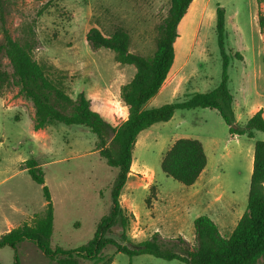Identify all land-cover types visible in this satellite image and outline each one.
I'll return each instance as SVG.
<instances>
[{
	"label": "rangeland",
	"instance_id": "1",
	"mask_svg": "<svg viewBox=\"0 0 264 264\" xmlns=\"http://www.w3.org/2000/svg\"><path fill=\"white\" fill-rule=\"evenodd\" d=\"M192 4L177 27L179 36L168 78L172 80L144 107L182 100L219 84L222 55L216 8L220 6L224 9V48L229 56L227 83L237 123L243 125L253 107H264V32L257 22L258 14L264 13V0H196ZM6 5L9 33L20 42L35 38L32 54L55 83L71 97L83 90L94 106L109 110L114 124L126 118L120 88L132 77L134 66L116 62L109 48H93L86 32L97 25L109 34L120 26L129 34V50L150 56L169 0H6ZM236 51L242 58L234 55ZM0 67L11 72L5 57L0 56ZM34 123L32 101L18 87L4 89L0 94V234L13 207L23 212L20 224L44 212L41 185L32 180L23 164L32 157L41 166L53 204L51 244L75 248L92 237L98 220L108 211L109 187L116 169L99 157L97 137L87 126L56 122L35 129ZM180 137L200 140L206 154L205 170L194 186L166 175L161 168L162 155ZM258 139H264V132L254 130L253 137L230 134L219 112L210 107L176 109L169 120L142 130L133 149L130 189L123 188L119 196L121 205L129 199L131 211L124 207L129 216L127 237L140 241L157 229L164 237L183 236L192 247L193 220L202 214L211 217L220 233L228 236L247 209L254 142ZM120 231L121 227L115 226L108 236L121 242ZM17 250L20 264H60V255L50 259L29 240L20 242ZM76 258L78 264H107L108 258L110 264H185L147 253L130 257L111 245L103 248L96 260ZM13 261L14 250L1 247L0 264Z\"/></svg>",
	"mask_w": 264,
	"mask_h": 264
},
{
	"label": "trees",
	"instance_id": "2",
	"mask_svg": "<svg viewBox=\"0 0 264 264\" xmlns=\"http://www.w3.org/2000/svg\"><path fill=\"white\" fill-rule=\"evenodd\" d=\"M191 1L169 0L167 13L157 26L155 50L150 56L130 51L129 34L120 26L109 34H105L97 25L88 28L86 39L93 48H109L114 52L116 62L133 65L135 69L132 77L120 88V98L127 108V116L119 124H114L109 110L94 106L83 90L71 97L48 76L43 65L32 54L36 47L33 36L24 38L22 42L11 36L5 26L8 12L6 0H0V56L7 58L11 66V72L0 67V94L11 86L18 87L19 92L32 101L35 129L56 122L87 126L97 137L95 149L99 157L109 167L116 169L109 187L110 207L98 220L92 237L75 248L65 249L51 244L53 204L41 166L32 157L25 159L23 164L30 177L41 185L45 208L43 214L35 215L31 222H22L0 234V248L9 246L14 250L12 264H20L17 246L23 240L32 241L50 259L60 255L57 258L60 264H78L76 256L96 260L108 245L130 257L147 253L164 259H178L185 264H264V139L254 142L247 209L228 236H223L216 222L205 214L193 220L195 244L192 247L181 235L164 237L155 231L140 241H132L126 235L129 216L125 214L119 196L130 171L137 136L142 130L155 122L169 120L176 109L210 107L219 112L230 134L253 137L254 130L264 132L262 108L257 109L243 125L235 120L233 95L227 83L229 56L224 48V9L220 6L216 8L217 41L222 55L219 84L182 100L144 107L159 91L174 62V43L179 36L177 27ZM257 22L264 32V13L258 14ZM234 55L242 58L238 51ZM206 163L201 141L188 137H180L172 142L161 158L163 172L185 185L197 180ZM115 226L121 227V242L108 236ZM105 261L110 264L112 259Z\"/></svg>",
	"mask_w": 264,
	"mask_h": 264
},
{
	"label": "crops",
	"instance_id": "3",
	"mask_svg": "<svg viewBox=\"0 0 264 264\" xmlns=\"http://www.w3.org/2000/svg\"><path fill=\"white\" fill-rule=\"evenodd\" d=\"M192 3H194V0H192L191 1V3H190V5H189V9H191L192 8V6H193V4ZM191 4H192V6H191ZM188 8H187V10H188ZM174 49H175V47H174ZM175 58V57H174ZM171 69V68H170ZM170 73H171V71H169V73H168V75H167V77H166V79L164 80V82H163V84H162V86L160 87V89H162L163 87H165L166 86V84H170V82H171V80L170 79H168V78H170L169 76H170ZM175 80V79H174ZM173 80V81H174ZM172 81V82H173ZM159 89V90H160ZM233 103V102H232ZM124 104V103H123ZM259 108H262L263 109V115H264V107H260L259 105H257V106H255V107H253V112H252V114L257 110V109H259ZM233 109H234V114H235V108L233 107ZM251 114V115H252ZM250 117V116H249ZM235 120L236 121H238V117L235 115ZM132 163H133V155H132V162H131V166H130V171H129V173H128V177H127V180H126V183H125V185L123 186V188H125L126 187V190H128L129 191V189H130V185H129V183H128V181H129V179L130 178H133V175H134V173H133V167H132ZM205 170V168L203 169V171ZM203 171L201 172V174L199 175V177L197 178V180L200 178V176L202 175V173H203ZM197 180L191 185V186H194V184L197 182ZM127 184V185H126ZM122 188V189H123ZM124 194V193H123ZM121 195H122V193H121ZM128 201H129V199L127 198L126 199V201H125V204L124 205H121V206H123V208L125 207V208H127L128 209V206H127V203H128ZM128 210H130V209H128ZM131 211V210H130ZM135 215H136V212L135 211H132ZM23 214V212H21V211H19L18 210V207H13L12 208V211H11V214L10 215H8L7 217H5V221H4V232L5 231H8L9 229H11V228H13V227H15V226H17V225H19L20 224V222H19V219H20V216ZM137 216V215H136ZM155 231H157V229L156 230H154L153 232H155ZM157 232H159L160 233V231L158 230Z\"/></svg>",
	"mask_w": 264,
	"mask_h": 264
},
{
	"label": "bare ground",
	"instance_id": "4",
	"mask_svg": "<svg viewBox=\"0 0 264 264\" xmlns=\"http://www.w3.org/2000/svg\"><path fill=\"white\" fill-rule=\"evenodd\" d=\"M196 2V0H194V3Z\"/></svg>",
	"mask_w": 264,
	"mask_h": 264
},
{
	"label": "built area",
	"instance_id": "5",
	"mask_svg": "<svg viewBox=\"0 0 264 264\" xmlns=\"http://www.w3.org/2000/svg\"><path fill=\"white\" fill-rule=\"evenodd\" d=\"M124 105V104H123ZM124 107H126L125 105H124Z\"/></svg>",
	"mask_w": 264,
	"mask_h": 264
}]
</instances>
